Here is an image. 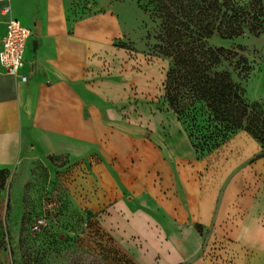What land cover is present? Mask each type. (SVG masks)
<instances>
[{"label":"crops","instance_id":"1","mask_svg":"<svg viewBox=\"0 0 264 264\" xmlns=\"http://www.w3.org/2000/svg\"><path fill=\"white\" fill-rule=\"evenodd\" d=\"M69 8V0L0 1V51L10 18L30 32L26 83L0 67V168L57 148L96 153L102 163L88 176L105 194L99 220L139 264H210L206 231L209 242L256 245L263 258L260 144L240 131L197 158L163 100L161 63L113 44L122 32L112 7L82 19Z\"/></svg>","mask_w":264,"mask_h":264},{"label":"rangeland","instance_id":"2","mask_svg":"<svg viewBox=\"0 0 264 264\" xmlns=\"http://www.w3.org/2000/svg\"><path fill=\"white\" fill-rule=\"evenodd\" d=\"M69 2L74 19L112 7L122 32L121 40L117 37L113 44L137 57L159 61L167 74L170 60L160 54L159 20L142 9L147 0L140 4L138 0ZM207 41L228 53L217 70L229 74L244 101L264 105V31L255 36L245 29L229 40L215 32ZM195 108L198 113L203 110ZM204 120L199 118L197 126H203ZM262 153L264 143L257 156ZM98 163L102 161L96 153L84 159L57 148L0 168V264H139L99 220L105 194L97 180L88 176ZM40 218L45 227L31 231ZM203 237V253L210 264H264L256 245L242 246L223 235L209 242L208 231Z\"/></svg>","mask_w":264,"mask_h":264},{"label":"trees","instance_id":"3","mask_svg":"<svg viewBox=\"0 0 264 264\" xmlns=\"http://www.w3.org/2000/svg\"><path fill=\"white\" fill-rule=\"evenodd\" d=\"M142 9L159 20L160 54L170 60L163 100L177 115L197 158L240 131L262 146L264 105L244 101L229 74L217 70L228 53L210 47L207 40L215 32L228 40L245 29L255 36L263 32L264 0H147ZM196 106L203 109L201 113ZM196 230L202 233L198 225Z\"/></svg>","mask_w":264,"mask_h":264},{"label":"built area","instance_id":"4","mask_svg":"<svg viewBox=\"0 0 264 264\" xmlns=\"http://www.w3.org/2000/svg\"><path fill=\"white\" fill-rule=\"evenodd\" d=\"M0 1L8 3L9 0ZM8 11V7L3 8L4 13ZM5 33L0 51V67L5 76L16 77L21 82L26 83L28 76L22 75L21 71L25 65L23 56L26 48L25 44L30 36V32L26 27L21 26L17 20L10 18L6 23ZM45 225L46 222L43 218L37 219L31 226V231H40Z\"/></svg>","mask_w":264,"mask_h":264}]
</instances>
